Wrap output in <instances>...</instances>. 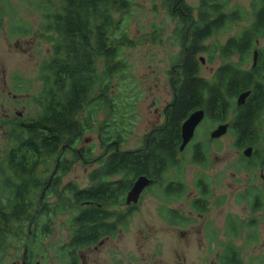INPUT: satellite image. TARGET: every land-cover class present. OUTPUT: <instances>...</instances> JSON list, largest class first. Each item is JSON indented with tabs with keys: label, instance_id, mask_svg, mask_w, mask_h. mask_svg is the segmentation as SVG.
<instances>
[{
	"label": "trees",
	"instance_id": "1",
	"mask_svg": "<svg viewBox=\"0 0 264 264\" xmlns=\"http://www.w3.org/2000/svg\"><path fill=\"white\" fill-rule=\"evenodd\" d=\"M11 1L0 0V34L13 8ZM25 1L40 14L38 30L51 46V54L40 65L36 78L40 84L32 97V104L38 108L36 115L12 133L6 157L0 162V227L24 229L27 222L34 221V244L40 237L41 214L51 221L58 214L75 212L79 214L75 218L79 231L74 241L81 247L95 243L103 235L94 225L99 214H109L110 207L122 203L136 179L145 176L161 183L170 171L181 174L185 163L208 162L201 150L192 160L180 152L182 125L192 113L202 109L215 121H225L231 101L249 90L251 96L233 123L235 147L243 150L261 146L264 50L259 51L255 67H244L256 43L264 41V0H254L249 26L222 49L225 65L213 83L200 77L195 55L201 42H194L191 49L174 59L176 71L170 75L174 77L175 100L167 121L146 137L142 149L126 153L116 148L125 143L124 135L134 117L135 105L125 90L129 64L122 58L123 49L133 46L127 29L132 1ZM10 29L24 36L33 33L31 26L24 23ZM236 55L238 60L234 62ZM95 133L110 154L93 160L92 147H79L87 135ZM77 150L87 161L101 163V168L90 176V189L80 190L74 183L60 190V176L72 164L66 154L81 160ZM56 165L59 168L53 179L45 181L43 176ZM115 177L120 180H112ZM182 180L177 181L183 188ZM46 188L47 198L43 195ZM3 236L7 237L5 232Z\"/></svg>",
	"mask_w": 264,
	"mask_h": 264
},
{
	"label": "flooded vegetation",
	"instance_id": "2",
	"mask_svg": "<svg viewBox=\"0 0 264 264\" xmlns=\"http://www.w3.org/2000/svg\"><path fill=\"white\" fill-rule=\"evenodd\" d=\"M253 2L254 0H251L248 10H242L239 6H231V0H154V8H157V3L160 4V8L166 12V15L170 20L174 22L176 21L177 25L173 33L180 46V53H186L188 49H191L194 42H201L199 46H196V49L199 48L200 51L198 50L195 55L200 67V77L213 83L218 70L225 65L222 60V49L230 40L237 38L240 33L228 37V39L222 44L218 41V38L219 36L221 37L228 33L234 24L246 22V20L248 21L249 15L252 13ZM218 27H220V29H218ZM157 32H159V30H157ZM262 43H264L263 40L256 43V49L251 55L252 66H245L244 69H251V67L257 65L254 66V54L257 51L259 58V51L264 50V48L261 47ZM180 53L174 59H176ZM204 57H208L210 61H212L211 63H214L217 58L222 62V65L213 72L210 79L201 76L202 66L206 62ZM233 60L234 62H237L238 55L234 56ZM175 71L176 67L174 60H172L168 75L170 76L173 99L164 110L165 120L163 124L167 121V114L174 105L175 92L172 89V80L174 77L170 74ZM31 90L32 83L30 82L29 77L26 78L21 76L20 73H17L12 76L11 84L8 86L7 91L0 92V112H2V114H0V146L10 145V136L12 133L16 132L19 126L24 125L26 121L34 117H27L24 112H17L10 108L11 105L15 104L20 106L22 99L25 100L24 108L28 105L31 106ZM251 92L252 91L249 90L239 94L235 100L231 101V109L228 112L225 121H215V119L211 118L205 110H197L204 112V119L199 126L202 125L204 121H209L213 126V131H210V140L206 139L204 142H195L194 140L196 138L197 129L199 128L198 126L195 130L192 141L186 149L181 152L182 154H186L185 157L187 160H192L196 152L201 150L205 153L204 157L208 161L204 164L190 163L202 170L194 182L196 195L192 197L190 196L189 188L184 180H182L184 185L182 188L181 183L177 181L178 179L167 181L166 178L161 183L154 182L150 179L152 184L144 190L139 202L137 204L128 205L127 197L132 190L136 179L131 189L125 193L123 197L124 201L122 203L115 207H110L108 211L109 214H99L98 222L94 225L99 227V230L103 235H101L95 243L82 247L74 241L76 233L79 231V223L78 220L75 219L79 217V214H75V212L73 214H58L53 217L51 221L48 220L46 214H41L40 237L34 244L31 243L32 231L36 230V224L34 221L27 222V226H25L24 229H17L16 226L9 228L1 226L0 264L5 263L10 257L14 260L15 256H13V253L16 248H18L19 251H22V256L20 260H14V264H264V242L261 241V225H263V218L260 216V214H264V141L261 142L262 144L260 147L248 146L241 150L235 147L236 137L233 131V123L236 119V114L240 108L246 105L247 100L251 96ZM245 94L249 95L245 99V102L242 105H239V98ZM227 103H229L228 100ZM225 125L228 126L227 133L219 139L212 140V133L220 126ZM151 132L148 135H150ZM227 135L233 137V149L241 153L239 160L240 169L238 172L245 171L248 173L247 179L244 181H236L238 185L235 188L234 193V202L237 207L243 208V210L239 212L246 214V217L242 218L239 214L235 213L229 215L223 233L220 232V229L216 224L207 220L201 229V233H194L196 232L193 229V223L195 220L205 218L208 216L212 205H218L221 203L214 202L216 195L215 187L204 175V171L209 167L211 153H209V147H205L203 144L208 145V143H217ZM82 148L79 147V149ZM101 148L103 150L101 155L109 156V149L102 146ZM140 149H142V147L134 150L116 148L117 151L122 153L138 152ZM248 149H252V152L250 156L246 157L245 152ZM6 151L2 160L6 157ZM91 151L93 160L101 156L99 155L94 158L96 150L91 149ZM76 154L81 157V160L85 165H97V167L88 175L89 183L87 187L80 188L77 185L80 190L90 189L93 185L90 176L96 170L101 168V163L87 161L80 155V150H77ZM2 160H0V162ZM70 167H72L71 163ZM57 168L59 167L56 165L50 176L45 174L43 179L45 181L49 179L48 177L53 179L57 173ZM119 178L120 177H115L112 180L119 181ZM61 180L62 174L60 176V190L68 184L75 183L70 182L63 185ZM155 188L160 190L161 198L167 201L168 205L171 203L186 202L187 206L190 208L188 214L183 213L176 208L169 207L159 210V214H166L165 220L169 229L180 230V228H184L182 236L187 239L191 251L199 253V255L195 253L194 256L196 258L189 257L177 259L173 260L171 263H167L164 260H157L153 257L145 258L141 251L133 252V250L120 247L119 243H113L114 239L117 237H124V235L128 234L133 217L138 211V206L141 203L143 196L145 193ZM46 190L47 188L43 192L44 197H46ZM166 192L170 194L167 196L165 195ZM61 216H66L68 218L65 226L69 233V240L66 244L60 247L50 248L47 240L52 235L54 220ZM12 220L15 222V219ZM4 232L7 237L3 236ZM220 234H224L226 238L225 242L220 240Z\"/></svg>",
	"mask_w": 264,
	"mask_h": 264
},
{
	"label": "rangeland",
	"instance_id": "3",
	"mask_svg": "<svg viewBox=\"0 0 264 264\" xmlns=\"http://www.w3.org/2000/svg\"><path fill=\"white\" fill-rule=\"evenodd\" d=\"M131 1L132 6L127 17V29L129 38L133 40V46L123 49L122 58L125 63L129 64L125 90L132 97L131 101L135 107L131 126L124 135L126 141L120 146L123 150L141 148L147 135L163 124L165 120L164 110L173 99L168 72L172 60L180 53V46L173 33L177 23L170 20L166 12L160 8V4L157 3L155 9L154 0ZM11 2L12 11H8L0 34V92H6L11 84L12 76L20 73L23 77H29L32 83L31 96L33 97L40 87L36 80L39 67L50 56L51 46L42 39L38 30L41 23L40 14L30 7L25 0H12ZM250 2L251 0H231V6H239L242 10H248ZM22 23L31 26L33 29L31 35L24 36L11 32L10 27L12 25ZM248 25L249 21L247 20L234 24L228 33L219 36L218 41L221 44L224 43L228 37L239 34ZM261 47L264 48V43L261 44ZM204 58L206 62L202 66L201 76L210 79L213 72L222 65V62L217 58L214 63H211L212 61L208 57ZM247 66H252V57ZM24 103L25 100L22 99L20 106L15 104L11 105L10 108L17 112H24L27 117L35 116L37 108L32 104L24 108ZM103 118L104 116L101 117V119ZM212 128L213 126L209 121H204L197 129L194 141L210 140L209 134L210 131H213ZM232 145L233 137L228 135L217 143H208L211 158H209V167L204 171V175L215 187L214 202H221L222 204L212 205L208 216L195 220L193 229L196 232L194 233H201V229L207 220L216 224L220 232L223 233L229 215L235 213L242 218L246 217V214L239 212L243 208L237 207L234 202V193L238 185L236 181H244L248 178V173L245 171L238 172L241 153L235 151ZM88 146L96 150L94 158L102 154L103 150L98 133L87 135L80 148H87ZM7 148V145L0 146V160H2ZM66 158L72 162V167L62 176V184L75 182L80 188H86L89 183L88 175L97 165L87 166L73 154H66ZM53 169L54 167L51 168L49 176ZM200 169L190 163H185L181 174L170 171L166 178L167 181L183 179L192 197L196 195L194 182L202 172ZM168 207L176 208L186 214L190 210L186 202L168 205L167 201L161 198L159 189L155 188L148 191L138 206V211L133 217L128 234L124 237H117L113 243H119L120 247L133 250V252L141 251L145 258L153 257L167 263L177 259L196 258L195 253L198 255L199 253L191 251L187 239L182 236L184 228H180V230L169 229L165 220L166 214H159V210ZM260 216L263 218L261 241L264 242V214H260ZM67 220L66 216L54 220L52 235L47 240L50 248H57L68 242L69 233L65 226ZM219 237L221 241L225 242L224 234H220ZM13 254L14 260L17 261L20 260L22 251L16 248ZM9 259L3 264H14L15 261L12 257Z\"/></svg>",
	"mask_w": 264,
	"mask_h": 264
},
{
	"label": "water",
	"instance_id": "4",
	"mask_svg": "<svg viewBox=\"0 0 264 264\" xmlns=\"http://www.w3.org/2000/svg\"><path fill=\"white\" fill-rule=\"evenodd\" d=\"M257 58H258V53L257 51L254 54V66L257 64ZM249 94L242 95L239 100L238 104L242 105L245 102V99L247 98ZM204 119V112L203 111H196L193 114L190 115V117L183 123L182 125V144L180 147V152H183L186 147L190 144L192 141L195 130L199 126V124L203 121ZM228 130V126H220L216 131H214L211 135L212 140L219 139L223 137ZM252 152V149H248L245 152V156L248 157L250 156ZM152 184V181L148 179L145 176H142L138 178L132 188V190L129 192L128 197H127V204H137L139 202V199L144 192V190L149 187Z\"/></svg>",
	"mask_w": 264,
	"mask_h": 264
}]
</instances>
